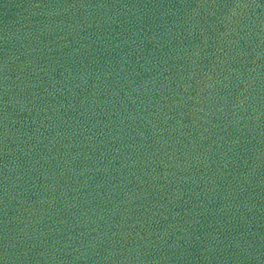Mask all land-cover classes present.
Segmentation results:
<instances>
[{"label": "water", "instance_id": "water-1", "mask_svg": "<svg viewBox=\"0 0 264 264\" xmlns=\"http://www.w3.org/2000/svg\"><path fill=\"white\" fill-rule=\"evenodd\" d=\"M0 264H264V0H0Z\"/></svg>", "mask_w": 264, "mask_h": 264}]
</instances>
